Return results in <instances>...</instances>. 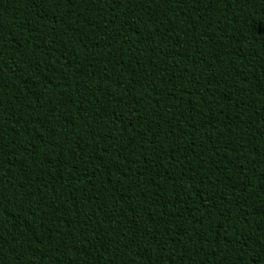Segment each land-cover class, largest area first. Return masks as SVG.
<instances>
[{
  "label": "trees",
  "instance_id": "16d2710c",
  "mask_svg": "<svg viewBox=\"0 0 264 264\" xmlns=\"http://www.w3.org/2000/svg\"><path fill=\"white\" fill-rule=\"evenodd\" d=\"M0 264H264V0H0Z\"/></svg>",
  "mask_w": 264,
  "mask_h": 264
}]
</instances>
